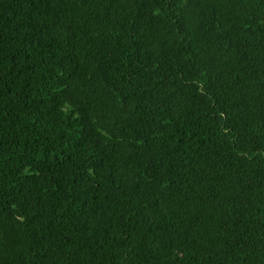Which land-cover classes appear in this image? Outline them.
<instances>
[{"label":"trees","instance_id":"1","mask_svg":"<svg viewBox=\"0 0 264 264\" xmlns=\"http://www.w3.org/2000/svg\"><path fill=\"white\" fill-rule=\"evenodd\" d=\"M0 264H264V0H0Z\"/></svg>","mask_w":264,"mask_h":264}]
</instances>
